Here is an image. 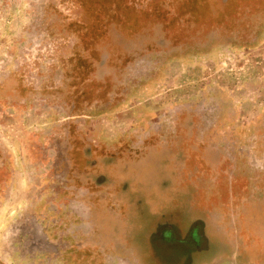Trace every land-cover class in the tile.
Masks as SVG:
<instances>
[{
  "label": "rangeland",
  "instance_id": "1",
  "mask_svg": "<svg viewBox=\"0 0 264 264\" xmlns=\"http://www.w3.org/2000/svg\"><path fill=\"white\" fill-rule=\"evenodd\" d=\"M7 1L3 64L33 45L15 33L31 3ZM50 1L56 17L33 27L40 47L27 62L42 81L29 76L16 97L0 89V146L15 144L16 193L58 194L47 217L61 262L219 264L237 247L242 264H264V103L228 98L211 121L189 111L203 98H184L207 81L264 79V0ZM0 264H18L1 245Z\"/></svg>",
  "mask_w": 264,
  "mask_h": 264
},
{
  "label": "flooded vegetation",
  "instance_id": "2",
  "mask_svg": "<svg viewBox=\"0 0 264 264\" xmlns=\"http://www.w3.org/2000/svg\"><path fill=\"white\" fill-rule=\"evenodd\" d=\"M14 1L15 0H9V2L7 1V3H13ZM28 1L32 5V12L28 15V19L25 20V22L27 23V28L24 29V32L16 30L15 33L19 34L18 38L25 40L28 39L25 43V46L29 43L33 45L30 47V49H24L22 47V50H19V60H17V62L12 63L13 61L11 62V60L13 59H11L9 63H0V89L3 87L6 91L13 92L15 97L18 96V92H16L17 90H20L21 87L30 85L28 84L29 76L30 78L32 77V80L35 82V86L39 85V82L37 81H40L41 79H36L33 75V72L31 71V68L27 66L28 63L31 66L37 64L35 62L37 60L33 56L40 47V41L34 39L33 27H35V25H37L45 16H51L53 18L56 17L55 15H50L47 12L48 7L53 1ZM34 10L35 13H33ZM18 21L14 20L15 24L18 23ZM16 27L20 26H18L17 24ZM259 33H261L259 35L260 39L255 44V46H261V43L264 41V29ZM223 46L231 48L228 42L223 44ZM211 50H214V48ZM52 52V48L42 49V55L44 54L45 57L51 56ZM39 63L41 64V62ZM18 79L21 83L17 82ZM193 92L194 95L189 94L184 98L203 99H201L200 102L196 105L197 107H190L189 111L193 112L194 108H199L202 111L204 110V114L202 117L207 118V120L210 119L211 121H213V119L216 118V113L218 114L217 116L220 117V112L218 110L222 111L232 105V100L230 101L228 98H254L255 103H264V79L252 81V79L249 78L248 82L241 90L233 89V84L227 87L220 82L207 81L205 84H202V87H198L197 90H194ZM13 94L7 97L11 98ZM23 98L45 97L41 95H37L34 97L27 95ZM254 100L252 101L254 102ZM193 101L194 100L190 101L189 103H192ZM178 109V107L175 108V110ZM64 121L65 119L61 115L60 120H58L56 124H58V126H61ZM263 122L264 120L260 122L261 125ZM54 144H56V148H58L59 153V150L62 148L59 139L54 140ZM12 145L10 146L11 150L4 149L0 146V221L1 218L4 217V215H8V227L10 230V236L8 238H4V240L0 242V245L9 251V255L11 257H14L18 264H63L61 262V258L63 256L64 245L60 244L59 242L53 243L48 236L49 231L53 230V228L57 224L56 222H53L52 225H50L48 223L47 216L49 213L58 214L59 208L55 207L53 204L57 197L56 195L58 194L55 191H50L51 195L45 196L41 194V192H39V194L37 193L36 195L25 197L24 195H22L23 193H16L15 189L18 188V178H20L22 175L20 174L19 176L18 172L15 170L16 160H14L13 165L11 163L13 161H11L12 158L10 157V155H15ZM50 146L51 145H49L48 147L50 148ZM16 149L17 152L21 153V148L19 146H16ZM41 149L44 148L41 147ZM36 151L38 150L36 149ZM57 155L60 159V157L63 156V153L62 155L54 154L53 156L56 157ZM6 162L9 164L8 167H10V175H4L7 167ZM60 162L62 163V161ZM60 162L58 164V161L56 162V160H54V162L52 163L55 164H53L51 168V175L53 174V177H55L57 181L58 179H62L66 175V172H64V170H62L61 174L57 173L60 168H63ZM11 166L13 167L11 168ZM54 195L55 197H53ZM44 203L48 205L47 208H45V206L43 205ZM63 235L64 234H61L59 236ZM238 253L239 249L235 247L232 256L226 260L221 261V263L219 264H242L240 262L241 254L239 256Z\"/></svg>",
  "mask_w": 264,
  "mask_h": 264
}]
</instances>
